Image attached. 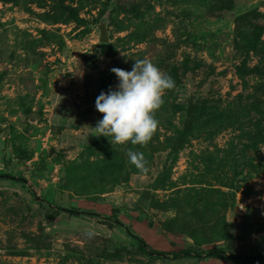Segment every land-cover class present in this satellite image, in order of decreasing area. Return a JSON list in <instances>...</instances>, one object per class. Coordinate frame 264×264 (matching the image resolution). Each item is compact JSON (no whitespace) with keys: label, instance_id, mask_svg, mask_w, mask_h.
Segmentation results:
<instances>
[{"label":"rangeland","instance_id":"obj_1","mask_svg":"<svg viewBox=\"0 0 264 264\" xmlns=\"http://www.w3.org/2000/svg\"><path fill=\"white\" fill-rule=\"evenodd\" d=\"M138 59L175 86L147 144L113 143L95 99ZM259 178L264 0H0V264H264L227 260L264 249L233 214Z\"/></svg>","mask_w":264,"mask_h":264},{"label":"clouds","instance_id":"obj_2","mask_svg":"<svg viewBox=\"0 0 264 264\" xmlns=\"http://www.w3.org/2000/svg\"><path fill=\"white\" fill-rule=\"evenodd\" d=\"M116 88L101 91L95 99V109L102 114L93 129L101 136L112 137L113 143L145 145L158 127L156 111L164 103V94L174 88V80L151 60L138 59L131 71L113 67ZM130 163L147 172V162L140 151L129 149Z\"/></svg>","mask_w":264,"mask_h":264},{"label":"trees","instance_id":"obj_3","mask_svg":"<svg viewBox=\"0 0 264 264\" xmlns=\"http://www.w3.org/2000/svg\"><path fill=\"white\" fill-rule=\"evenodd\" d=\"M100 50H101V54H104L106 49H105V47L103 45H101V49ZM191 127H192V121H189L188 122V130L191 129ZM62 214L66 215V216H73L74 212L73 211H68V212L63 211ZM128 234H129L130 237H132L134 239V241L137 244L138 248L141 251H145V248L147 247L145 242L141 238L136 237L133 234H131L129 231H128ZM174 255H175L176 258H178V257H188L190 255V251L189 250H180V251L174 253ZM200 256L201 255H199V257ZM212 257H214V258H222L221 252L218 251V252L214 253L212 255ZM227 260H231V261H234L236 263H246V262H260V263H262V262H264V249L261 252L256 253L253 256L249 255V253H242V252L237 251V250H231L230 253H229V256L227 257Z\"/></svg>","mask_w":264,"mask_h":264},{"label":"built area","instance_id":"obj_4","mask_svg":"<svg viewBox=\"0 0 264 264\" xmlns=\"http://www.w3.org/2000/svg\"><path fill=\"white\" fill-rule=\"evenodd\" d=\"M259 186L251 194H242L241 191L235 193L233 214L240 217L248 209H253L264 222V178H259Z\"/></svg>","mask_w":264,"mask_h":264},{"label":"water","instance_id":"obj_5","mask_svg":"<svg viewBox=\"0 0 264 264\" xmlns=\"http://www.w3.org/2000/svg\"><path fill=\"white\" fill-rule=\"evenodd\" d=\"M96 28L98 30L97 41L99 43H105V44L108 43L109 42V32L107 30V17H106V15L101 17L99 23L96 25ZM74 147H75L74 145H66L64 147L58 148V152L59 153H66V152L72 150Z\"/></svg>","mask_w":264,"mask_h":264}]
</instances>
